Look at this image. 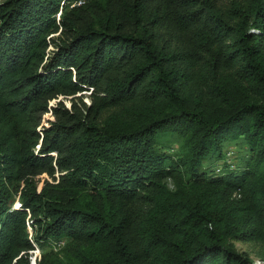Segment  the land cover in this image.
<instances>
[{
    "label": "trees",
    "instance_id": "trees-1",
    "mask_svg": "<svg viewBox=\"0 0 264 264\" xmlns=\"http://www.w3.org/2000/svg\"><path fill=\"white\" fill-rule=\"evenodd\" d=\"M233 240L264 264V0H2L0 264H253Z\"/></svg>",
    "mask_w": 264,
    "mask_h": 264
},
{
    "label": "rangeland",
    "instance_id": "rangeland-1",
    "mask_svg": "<svg viewBox=\"0 0 264 264\" xmlns=\"http://www.w3.org/2000/svg\"><path fill=\"white\" fill-rule=\"evenodd\" d=\"M1 1H2V0H0V2H1ZM56 38H57V34H55L54 36H52V40H56ZM53 49H54V48H53V46H52V44H51L50 47H49V51H51V50H53ZM82 94H83V96H84V97H83V101H85L86 103H88V102H89V98H88L87 96H88L89 92H88V91H84V92H82ZM63 99H64V98H63ZM56 101H58V100L51 101L50 104L52 105V104H54ZM64 102H65L66 105H69V103H70V102H69L68 100H66V99H64ZM43 117L45 118V122H43L44 124L47 123V122H46V119H50V118H51V116H50L49 114H45ZM167 140H171V141H169V145H170V147L167 146L166 149L171 148L169 152L172 153V154H174L175 152L178 151V144H174V143H172V142L175 141V140H173V139H169V138H167ZM161 150H165V149L161 148ZM236 151H237V147L234 146L233 143L224 146V147H223V152L225 153V161L227 160L228 163L230 162V163L234 164V163L237 161L236 158H237V156H238ZM204 164H206V163H204ZM221 164H222V162H219V163H217V164H214L213 167H214V168H217V169L219 170V169H221V167H220ZM41 179H42V176H39V177H36V178L34 179V181L38 184V183H40V180H41ZM17 201H18V200L16 199L14 205L17 203ZM63 242L65 243L66 241H63ZM232 242H233L234 246L236 247V249H237L238 251L245 253L246 255H248V256L252 259L253 264H263V263H262V262L256 257V255H255V252H256V246H255L253 243H250V242H241V241H236V240H233ZM58 249H59V247L54 246V245H52V246H47V247L45 248L46 252H48V251L56 252V251H58ZM41 253H42L41 250L38 248V249L35 251L34 254H35V256H37V258H39V257L41 256Z\"/></svg>",
    "mask_w": 264,
    "mask_h": 264
},
{
    "label": "built area",
    "instance_id": "built-area-1",
    "mask_svg": "<svg viewBox=\"0 0 264 264\" xmlns=\"http://www.w3.org/2000/svg\"><path fill=\"white\" fill-rule=\"evenodd\" d=\"M18 205H19V202L17 201V203L14 205V208L17 207ZM27 229H28V232L31 234L32 233V228L30 226H28ZM63 244H64L63 240H60V241L55 242L54 246H57V247L60 248V247L63 246ZM34 257L37 258V256H34Z\"/></svg>",
    "mask_w": 264,
    "mask_h": 264
}]
</instances>
